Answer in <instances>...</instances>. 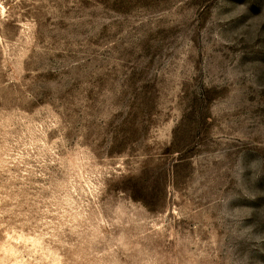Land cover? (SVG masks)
<instances>
[{"label":"rangeland","instance_id":"374dc122","mask_svg":"<svg viewBox=\"0 0 264 264\" xmlns=\"http://www.w3.org/2000/svg\"><path fill=\"white\" fill-rule=\"evenodd\" d=\"M0 264H264V0H0Z\"/></svg>","mask_w":264,"mask_h":264}]
</instances>
